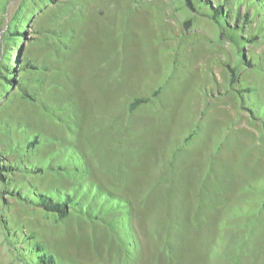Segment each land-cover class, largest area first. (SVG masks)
Returning a JSON list of instances; mask_svg holds the SVG:
<instances>
[{"label":"rangeland","instance_id":"374dc122","mask_svg":"<svg viewBox=\"0 0 264 264\" xmlns=\"http://www.w3.org/2000/svg\"><path fill=\"white\" fill-rule=\"evenodd\" d=\"M257 3L0 0V264H264Z\"/></svg>","mask_w":264,"mask_h":264},{"label":"trees","instance_id":"16d2710c","mask_svg":"<svg viewBox=\"0 0 264 264\" xmlns=\"http://www.w3.org/2000/svg\"><path fill=\"white\" fill-rule=\"evenodd\" d=\"M257 3V0H253ZM261 1V2H260ZM191 3V0H188ZM264 8V0H259L258 2ZM257 3V4H258ZM258 4V5H259ZM213 17L214 19L220 20L219 17L223 16V10L221 7L214 8ZM234 77V75H233ZM151 99L150 96H140L136 97L130 103V110H134L139 105L149 102ZM94 196H97L98 199L102 201V204L106 206V212H114L120 209H125L131 205V200L127 197L114 194L113 191L105 192L101 185L95 184L92 186L90 191ZM73 194V193H72ZM57 197V196H56ZM41 205L49 212L56 213L61 217L69 216L71 213L76 211H81L78 204H74V198L71 196V192L67 193L61 199H54V196L41 195L39 196ZM82 208V212L85 211L87 214L89 211ZM94 218H99V216H93ZM51 258V257H50Z\"/></svg>","mask_w":264,"mask_h":264}]
</instances>
